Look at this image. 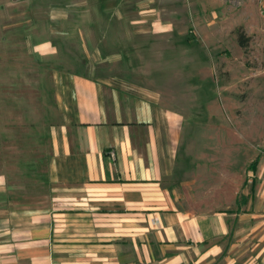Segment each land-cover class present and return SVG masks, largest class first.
Wrapping results in <instances>:
<instances>
[{
  "label": "rangeland",
  "instance_id": "374dc122",
  "mask_svg": "<svg viewBox=\"0 0 264 264\" xmlns=\"http://www.w3.org/2000/svg\"><path fill=\"white\" fill-rule=\"evenodd\" d=\"M75 73L181 114L195 211L231 203L264 154V0H0V175L28 201L46 199L55 93Z\"/></svg>",
  "mask_w": 264,
  "mask_h": 264
},
{
  "label": "crops",
  "instance_id": "0c3cea01",
  "mask_svg": "<svg viewBox=\"0 0 264 264\" xmlns=\"http://www.w3.org/2000/svg\"><path fill=\"white\" fill-rule=\"evenodd\" d=\"M55 99L46 199L0 175V264H264V154L231 203L195 211L177 179L182 116L154 91L75 73Z\"/></svg>",
  "mask_w": 264,
  "mask_h": 264
},
{
  "label": "trees",
  "instance_id": "16d2710c",
  "mask_svg": "<svg viewBox=\"0 0 264 264\" xmlns=\"http://www.w3.org/2000/svg\"><path fill=\"white\" fill-rule=\"evenodd\" d=\"M243 35H240V37H239V42H241L242 43V37Z\"/></svg>",
  "mask_w": 264,
  "mask_h": 264
}]
</instances>
